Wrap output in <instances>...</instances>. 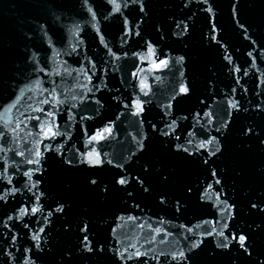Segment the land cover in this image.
<instances>
[{"label": "snow or ice", "instance_id": "snow-or-ice-1", "mask_svg": "<svg viewBox=\"0 0 264 264\" xmlns=\"http://www.w3.org/2000/svg\"><path fill=\"white\" fill-rule=\"evenodd\" d=\"M27 7L0 47V264H264V0Z\"/></svg>", "mask_w": 264, "mask_h": 264}, {"label": "water", "instance_id": "water-1", "mask_svg": "<svg viewBox=\"0 0 264 264\" xmlns=\"http://www.w3.org/2000/svg\"><path fill=\"white\" fill-rule=\"evenodd\" d=\"M28 0H0V47L4 48L6 52L9 51L8 46L12 45V52L15 50V33L22 26L25 18H31V9L27 7ZM222 5L226 4V0H221ZM66 16H72L73 11L71 9L68 10H58ZM249 15L253 14L255 9H246ZM78 19V18H77ZM222 22L227 24L228 16L227 10L224 9L222 13ZM65 26L70 27V21H65ZM91 31V29H87ZM149 32H151V28L149 27ZM71 39L70 33H66V41ZM89 41L86 40L87 44ZM74 43V41H73ZM11 54V53H10ZM123 64V70L125 73L132 67L134 61L129 59L125 62H121ZM264 68V65H262ZM163 75V74H161ZM165 82L168 80L167 76H164ZM110 86H119L117 80H111ZM165 85L161 84L160 87L163 88ZM249 168V181L255 182L254 177V168L252 166V162L248 163Z\"/></svg>", "mask_w": 264, "mask_h": 264}]
</instances>
